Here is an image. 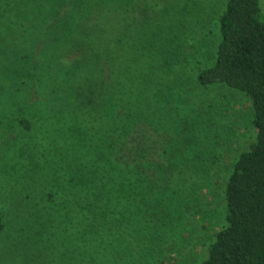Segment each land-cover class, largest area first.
<instances>
[{
	"label": "rangeland",
	"instance_id": "obj_1",
	"mask_svg": "<svg viewBox=\"0 0 264 264\" xmlns=\"http://www.w3.org/2000/svg\"><path fill=\"white\" fill-rule=\"evenodd\" d=\"M29 1L0 0V37L4 32L0 264H201L207 260L215 234L225 225V181L255 135L248 99L223 85L202 87L197 80L214 63L218 45L210 34L219 32L225 0H183V11L176 14L185 15L191 33L195 30L198 35L193 40L190 33L182 32L192 52L172 47L166 57L169 71H161V65L168 63L164 52L151 61L154 109L163 111L162 125L153 137L161 145L159 160L163 165L184 164L186 177L190 174L196 184L146 196L144 201L155 202L150 208L149 204L126 206L118 196H110L105 206L95 203L90 209L74 203L69 170L61 171L70 166L69 130L54 124L52 115L43 118L38 110L32 113L40 96L54 88L52 65L59 63L55 45L60 37L46 25L54 22L40 12L41 6L30 1L35 8L28 7ZM168 1L171 8L180 6L178 0ZM260 5L264 11V0ZM175 89L177 94L170 95ZM167 114L174 119H164ZM27 115L28 121L38 115L32 129L21 123ZM53 158L57 166L50 162ZM57 168L60 188L55 199L36 203L38 195L55 192Z\"/></svg>",
	"mask_w": 264,
	"mask_h": 264
},
{
	"label": "trees",
	"instance_id": "obj_2",
	"mask_svg": "<svg viewBox=\"0 0 264 264\" xmlns=\"http://www.w3.org/2000/svg\"><path fill=\"white\" fill-rule=\"evenodd\" d=\"M30 1L53 20L46 25L60 37L55 45L59 63L52 65L54 88L40 96L32 113L38 110L43 118L52 115L54 124H63L70 132V166L61 171L69 170L74 203L90 209L118 196L126 206L149 204L150 208L155 202L144 201L146 196L196 184L190 174L186 177L184 164L160 162L161 145L153 138L162 125L163 111L154 109L152 58L164 52L168 62L172 47L191 53L193 47H187L183 30L193 40L198 38L185 15L176 14L183 11V0L175 9L168 0ZM30 1L27 6L35 8ZM32 7L24 9L36 13ZM210 35L218 45L215 60L200 72L198 84L223 85L248 99L255 141L232 164L224 186L225 225L201 264H264V11L260 0H225L219 32ZM3 39L1 32L0 44ZM169 63L162 64L161 71H169ZM174 117L167 114L164 119ZM36 121L38 115L29 121L27 115L21 123L32 129ZM50 162L54 165L55 159ZM59 173L57 168L55 192L38 195L36 203L55 199ZM2 223L0 213V229Z\"/></svg>",
	"mask_w": 264,
	"mask_h": 264
}]
</instances>
